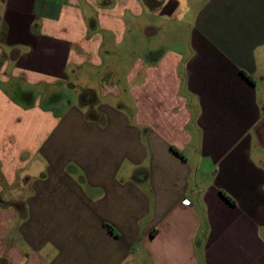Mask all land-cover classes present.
<instances>
[{
	"label": "crops",
	"instance_id": "crops-1",
	"mask_svg": "<svg viewBox=\"0 0 264 264\" xmlns=\"http://www.w3.org/2000/svg\"><path fill=\"white\" fill-rule=\"evenodd\" d=\"M0 264H264V0H0Z\"/></svg>",
	"mask_w": 264,
	"mask_h": 264
},
{
	"label": "built area",
	"instance_id": "built-area-1",
	"mask_svg": "<svg viewBox=\"0 0 264 264\" xmlns=\"http://www.w3.org/2000/svg\"><path fill=\"white\" fill-rule=\"evenodd\" d=\"M183 204H184V205H186V206H188V205H189V202H188V200H186V199H185V200H183Z\"/></svg>",
	"mask_w": 264,
	"mask_h": 264
}]
</instances>
